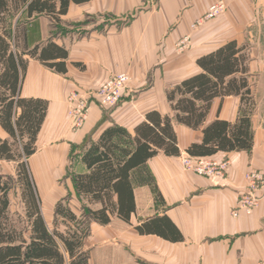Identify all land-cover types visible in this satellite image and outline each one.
Masks as SVG:
<instances>
[{"label": "crops", "instance_id": "0c3cea01", "mask_svg": "<svg viewBox=\"0 0 264 264\" xmlns=\"http://www.w3.org/2000/svg\"><path fill=\"white\" fill-rule=\"evenodd\" d=\"M222 1L223 12L205 19L209 7ZM68 4L58 18L42 12L26 23L29 48L53 40L68 50L66 73L28 57L22 95L44 98L50 105L32 156L59 137L66 138L67 145L84 141L80 161L87 141L98 139L114 123L134 132L149 111L172 116L167 90L202 70L199 57L230 41L245 48L256 101L253 148L206 156L229 160L225 176L208 177L183 167L188 147L201 142L203 132L175 123L181 154L160 152L147 162L162 200L156 202L150 185L135 186L136 210L128 222L116 214L109 224L93 222L85 242L89 264H264V188L253 214H232L248 188L247 174L264 173V0H70ZM56 5L58 11L59 0ZM55 25L67 30L56 32ZM124 72L130 74L128 89L134 92L147 81L152 84L135 102L127 89L111 119L104 120L105 108L95 105L83 127L72 132L67 119L69 93L96 91L111 75ZM240 105V95L214 98L205 124L218 117L237 120ZM86 170L80 161L76 173ZM146 222L161 230L176 227L183 238L141 233L138 227L145 228Z\"/></svg>", "mask_w": 264, "mask_h": 264}, {"label": "trees", "instance_id": "16d2710c", "mask_svg": "<svg viewBox=\"0 0 264 264\" xmlns=\"http://www.w3.org/2000/svg\"><path fill=\"white\" fill-rule=\"evenodd\" d=\"M56 1L0 0V129L5 135L0 134V159L17 163L15 175L0 173V264H89L85 242L93 222L109 224L114 214L128 222L136 210L135 186L150 185L156 202L162 200L147 162L160 152L167 156L181 154L175 123L202 129V141L187 149L193 157L251 150L254 146L251 118L256 101L249 84L248 56L244 47L230 41L199 57L197 63L202 70L167 90L172 116L149 111L134 132L114 123L103 129L98 139L87 141L80 155L87 170L71 175L75 196L57 201L50 225L27 161L38 150L39 133L50 105L41 97H24L21 91L28 57L59 73L67 72L66 48L53 40L33 48L27 46V19L37 13L57 15L67 11L70 0H59L58 11ZM232 95L241 99L237 120L218 117L205 124L213 99ZM15 189L21 194L24 211L19 218H13L11 211ZM74 198L76 205L71 203ZM143 225L145 228L138 227L141 233L183 238L176 227L161 230L153 222Z\"/></svg>", "mask_w": 264, "mask_h": 264}, {"label": "rangeland", "instance_id": "374dc122", "mask_svg": "<svg viewBox=\"0 0 264 264\" xmlns=\"http://www.w3.org/2000/svg\"><path fill=\"white\" fill-rule=\"evenodd\" d=\"M25 18V17H22ZM67 29L64 26L55 25L56 32H63ZM152 84V81H147L145 86H140L138 91L134 92L129 87L127 93L128 98H131L134 102L139 99L140 93L147 89ZM70 94V93H69ZM126 94V93H125ZM125 95L118 102L117 105L112 106L109 109H102L104 120L111 119L113 111L119 107L125 100ZM67 119H69V126L72 132L76 129L72 126V121L69 118V110L71 104L69 102V95L67 98ZM137 105V104H136ZM93 105L92 107H94ZM0 134L5 136L0 130ZM54 137V136H53ZM66 138H56L51 143H45L38 154L28 158V163L33 177L35 178L37 190L41 197V206L45 219L50 225L53 222V214L55 210V204L58 200L67 197L69 195L75 196V190H73L72 174L76 173L80 169L79 152L82 150V143L69 142L66 144ZM45 152L47 156H45ZM54 162V163H53ZM53 163V164H51ZM17 163L8 162L0 159V173L4 175L13 176L16 172ZM11 211L13 218H19V215H23V205L21 202V194L18 189L13 190L11 194ZM76 205L75 198L71 202ZM89 250V249H88ZM90 252V250H89Z\"/></svg>", "mask_w": 264, "mask_h": 264}, {"label": "built area", "instance_id": "2783aa9c", "mask_svg": "<svg viewBox=\"0 0 264 264\" xmlns=\"http://www.w3.org/2000/svg\"><path fill=\"white\" fill-rule=\"evenodd\" d=\"M224 9V1L211 5L205 19L219 16ZM130 79V74L127 72L118 73L111 75L96 91L81 93L79 90H72L69 94L71 104L69 118L72 121V126L76 129L82 128L93 105H99L105 109L117 105L128 89ZM182 164L183 167L197 174L212 177L213 175L225 176L230 162L228 159L193 157L187 154L184 156ZM247 180L248 188L242 194L238 207L232 211V214L236 217L240 215V212L253 214L254 209L260 202L259 192L264 188V173L257 170L256 172H250L247 174Z\"/></svg>", "mask_w": 264, "mask_h": 264}]
</instances>
